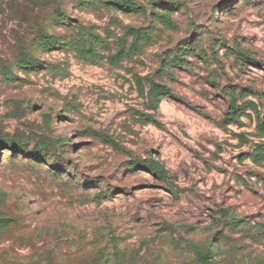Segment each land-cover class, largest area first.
Returning a JSON list of instances; mask_svg holds the SVG:
<instances>
[{"label":"rangeland","instance_id":"374dc122","mask_svg":"<svg viewBox=\"0 0 264 264\" xmlns=\"http://www.w3.org/2000/svg\"><path fill=\"white\" fill-rule=\"evenodd\" d=\"M103 1L0 0V264H264V0Z\"/></svg>","mask_w":264,"mask_h":264},{"label":"trees","instance_id":"16d2710c","mask_svg":"<svg viewBox=\"0 0 264 264\" xmlns=\"http://www.w3.org/2000/svg\"><path fill=\"white\" fill-rule=\"evenodd\" d=\"M155 2H156V0H151L150 3H155ZM104 3L108 7L115 8V9L122 11V12H124V11L125 12H132V11H136V10L141 11V9L143 10L145 8V5L142 2H139L138 0H106V2H104ZM161 11L168 12V10H161ZM163 12H162V14H163ZM55 44H56L55 42H52L50 47H55ZM158 87L160 88L161 91H163L165 93H171V89L166 85L159 84ZM230 109H231V107H230ZM233 113H234V111L232 110V111L228 112V115H230V117H231V115H233ZM155 122L159 123L157 120ZM23 151L28 153L29 150H26V148H23ZM33 155H34V157H39V156L42 157L41 152L34 153ZM39 161H41V160H39ZM30 163L34 168L42 166L41 163L37 162V160H36V162H30ZM150 170H152V169H150ZM199 252H200V257H201V264H207L209 261V258H210V254H211L210 249L200 248Z\"/></svg>","mask_w":264,"mask_h":264}]
</instances>
